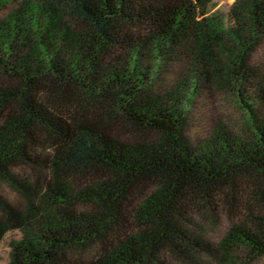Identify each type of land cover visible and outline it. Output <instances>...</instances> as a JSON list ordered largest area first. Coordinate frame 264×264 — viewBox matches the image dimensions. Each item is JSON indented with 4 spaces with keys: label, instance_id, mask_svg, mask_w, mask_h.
<instances>
[{
    "label": "trees",
    "instance_id": "trees-1",
    "mask_svg": "<svg viewBox=\"0 0 264 264\" xmlns=\"http://www.w3.org/2000/svg\"><path fill=\"white\" fill-rule=\"evenodd\" d=\"M207 3L22 0L0 22V179L34 197L46 189L45 204L0 200V246L18 232L5 264H237L264 255V121L244 141L214 132L195 146L184 132L197 89L257 78L237 34L232 63L217 58L223 39ZM246 11L264 22V0ZM175 61L186 65L183 84L157 86ZM29 165L47 170L33 186L11 174ZM219 210L230 225L210 245L193 217Z\"/></svg>",
    "mask_w": 264,
    "mask_h": 264
},
{
    "label": "rangeland",
    "instance_id": "rangeland-1",
    "mask_svg": "<svg viewBox=\"0 0 264 264\" xmlns=\"http://www.w3.org/2000/svg\"><path fill=\"white\" fill-rule=\"evenodd\" d=\"M21 1L0 0V22L17 9ZM251 4L252 0H208L207 17L214 20L215 26L220 27L223 39L222 43L216 42L213 46L217 58L226 63L233 61L229 52L231 49L237 51L232 37L237 34L246 42L247 50L244 57L247 67L257 78L249 79L250 83L241 82L240 87L230 82L227 85L210 87L207 85L206 89L203 86L197 89V95L187 107L188 118L184 126L185 134L195 146L210 140L214 132L224 133L238 140H250L256 133L254 124L264 121V99L258 94L260 78H264V22L257 24L252 21L246 11ZM184 68L186 65L180 61L171 62L169 67L164 66L161 72L162 79L157 81V86L165 89L171 84L181 86L183 83L179 73L183 72ZM193 74L191 76H194ZM189 89L192 91L191 88ZM46 172V169L34 165L15 167L11 170L12 175L29 186H33L38 176H44ZM76 182L78 184L80 180ZM43 188L34 197L20 189V186L9 177H5L0 179V200L13 207H21L30 200H34L37 204H45L43 196L46 197V189L44 186ZM1 207L0 216L3 215ZM207 216L205 220L195 216L193 223L196 228L198 227L205 241L210 245H216L229 227L230 220L226 213L220 210ZM12 237H18V232L6 236L0 246V264H5L9 259L8 240ZM237 264H264V255Z\"/></svg>",
    "mask_w": 264,
    "mask_h": 264
}]
</instances>
